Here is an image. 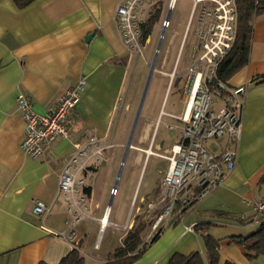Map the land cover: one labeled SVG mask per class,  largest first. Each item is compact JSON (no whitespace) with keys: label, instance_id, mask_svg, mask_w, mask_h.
I'll use <instances>...</instances> for the list:
<instances>
[{"label":"crops","instance_id":"0c3cea01","mask_svg":"<svg viewBox=\"0 0 264 264\" xmlns=\"http://www.w3.org/2000/svg\"><path fill=\"white\" fill-rule=\"evenodd\" d=\"M122 1L35 0L17 9L12 0H0V264H58L71 250L70 243L51 233L63 231L68 221L70 212L58 195V180L74 153V143L83 142L87 136L106 138L118 150L115 156L123 152L122 160L130 133L127 141H123L114 121L117 115L119 120L130 111L132 104L128 97L135 71L134 55L124 45L115 19V9ZM176 1L169 0V7ZM88 35L91 36L86 41ZM175 36L176 31L168 41L166 53L176 42ZM165 56L160 65L165 64ZM170 72L162 74L168 78ZM262 74L264 14L253 22L247 65L227 81L232 87H245L234 169L221 187L193 205L191 214H196L195 219L185 222L188 218L185 212L175 226L163 231L132 264H167L175 253L197 251L203 255L201 236L186 229L199 223L211 224L205 233L218 242L219 264H252L246 258V246L230 239L245 237L258 229L249 221L251 204L264 195V83L251 79ZM81 79L85 82L84 90L73 111L69 137L53 141L39 158L26 156L20 148L24 122L16 105L17 95L28 97L32 110L44 115L60 95ZM163 115L171 120L168 115L178 116L161 111L155 123H142L134 139L136 122L130 138L133 146L130 144L125 157L133 149L141 153L134 154V158L138 160L141 156L145 162L149 157L146 158L144 151L150 142L154 153L169 152L180 135L168 148L163 149L162 143L155 144L154 134ZM173 121L175 125L167 124V129L174 128L180 134L179 123ZM141 144L146 146L143 148ZM34 202L48 207L44 218L32 214ZM139 202H143L142 197ZM103 216V223L111 224L108 205L100 217H92L94 220L90 221L97 222ZM129 224L131 227L133 220ZM108 226L99 227V232ZM78 239L84 259L82 240ZM106 259L96 262L102 264Z\"/></svg>","mask_w":264,"mask_h":264},{"label":"built area","instance_id":"2783aa9c","mask_svg":"<svg viewBox=\"0 0 264 264\" xmlns=\"http://www.w3.org/2000/svg\"><path fill=\"white\" fill-rule=\"evenodd\" d=\"M192 2L191 15L198 12L199 22L195 32L196 43L189 54L191 63L185 70V103L181 115H168L179 123L180 138L165 155L154 153L151 150L152 142L144 151L146 158L155 156L167 161V169L161 179L162 192L152 203L147 204L149 210L158 205H162L163 210L156 216L146 239L165 230L173 217L180 216L193 203L221 187L234 169L237 159L245 87H232L217 77V69L231 50L236 37V0ZM142 9L140 0H123L115 9L117 29L130 51L137 46L140 34L138 22ZM168 26L169 23L165 22L163 29ZM185 41L186 33L180 43L173 69L168 75L170 84L177 77L176 69ZM84 84L81 79L68 88L44 115H38L32 110V102L28 97L17 95L16 105L24 122L20 148L26 156L39 158L53 141L69 137L74 122L73 111L80 100ZM215 100L223 103L217 110L213 107ZM209 142L214 144V149L203 146ZM113 147L106 138L95 139L92 136H87L83 142L74 143V153L59 177L58 195L63 198L68 212L74 218L65 221L63 231L51 234L70 243L72 247L80 242L74 230L76 223L84 218L94 220L85 213L87 207L82 189L89 188L90 185L84 183L83 178L87 181L93 175L105 151ZM114 188L111 189L110 197L116 195V187ZM251 208L252 217L249 222L259 228L264 225V195L253 202ZM48 211V207L42 202H34L31 208L32 214L41 218ZM131 216H127L122 226L104 224V216L97 222L100 228L111 225L129 230ZM186 229L191 231L192 226Z\"/></svg>","mask_w":264,"mask_h":264},{"label":"rangeland","instance_id":"374dc122","mask_svg":"<svg viewBox=\"0 0 264 264\" xmlns=\"http://www.w3.org/2000/svg\"><path fill=\"white\" fill-rule=\"evenodd\" d=\"M140 1H142L143 9L139 16L140 20L138 26L153 13L154 9L159 8L161 10L159 19L153 26L149 39L142 45L141 34H139L137 46L131 50V53L134 55L132 66L135 68V71L132 85L129 90L128 101L132 106L128 115L124 114V117L119 118V120L117 115L114 121V126H116L118 133L125 142L127 141L138 110L140 112L135 128L134 139L142 123H155L161 111L178 116L181 115L185 103V70L191 63L189 54L191 47L196 43L195 32L197 31V24L199 22L198 12L191 15L193 2L190 0H177L175 3L173 2L169 20L166 19L169 9V0ZM165 22H168L169 26L164 29L160 52L157 54V62L155 61L156 63L153 67L154 70H157L152 72L149 77L148 68L154 58L158 39ZM174 31L177 32V36H175V39L177 37L176 42H174L173 46L169 48V51L166 53L169 46L168 41L173 37ZM185 33V48L181 52L177 65V77L169 84V79L162 73H168L172 70L181 40ZM165 54L167 60L164 65H160L159 62ZM127 85L125 86L124 94ZM222 106L223 103L221 101H214L213 107L215 110ZM167 124L172 126L175 125L173 119L171 120L163 115V120L154 134L155 144L160 145L162 143L164 146L163 149L168 148L180 135L174 128L167 129ZM223 140L220 142H223ZM130 144L133 146V142ZM144 146H146V144H141V147L144 148ZM203 146L209 149L215 148L212 142L204 143ZM117 152V149H107L103 159L93 172V175L89 177L87 181L83 178L84 183L90 185L89 190L91 191V194L87 195L85 193V189L87 188L82 189V192L85 194L84 204L87 207L85 213L91 217H100L102 210L110 203L111 224L122 226L121 224L125 223L129 214L132 215L131 220H141L146 223L147 228L142 234V242H144V245H147L154 236L151 235L150 238L146 239L151 231V225L156 216L163 210L162 205L155 206V208L149 210L147 204L152 203L154 198L162 192L161 179L167 169V161L155 156L149 157L145 162H143L141 156L137 160L134 158V154L138 155L141 153L132 149L127 153L123 165L120 166L123 152H121L120 156H115ZM160 152H162V150H160ZM114 185L117 194L110 199V192ZM141 197L143 198V202H139ZM196 203H198V201ZM137 207H140V209L136 210ZM191 208H189V211H186L188 218L184 220L185 222H189L192 218H196L194 217L196 214H191ZM184 215L185 214L181 215V217ZM73 218L72 213H69L68 220L71 221ZM175 218L176 217H173L169 221L164 231L172 228V226L169 225ZM62 228L65 229L64 225ZM74 230L76 238L82 240L85 264H97L96 261L98 259L107 257L108 252L112 253L115 248L120 246V236L125 231L109 225L100 233L99 224L87 218L77 222ZM95 244H97V247H94ZM252 261V264H264V255H259L252 259Z\"/></svg>","mask_w":264,"mask_h":264},{"label":"trees","instance_id":"16d2710c","mask_svg":"<svg viewBox=\"0 0 264 264\" xmlns=\"http://www.w3.org/2000/svg\"><path fill=\"white\" fill-rule=\"evenodd\" d=\"M35 0H12L17 9H23ZM237 9V25L236 37L233 46L225 59L221 62L217 69V77L223 82H227L240 69L247 65L250 52V43L253 32L254 19L264 14V0H236ZM161 9H154L153 13L140 24L141 43L144 44L151 35L153 26L158 21ZM252 82L264 83V74L254 76ZM85 193L90 195L89 188L85 189ZM196 203V202H195ZM193 203L189 208H191ZM188 209H185L183 215ZM180 215V216H181ZM180 216H177L169 226H175L179 222ZM211 226L210 223H199L192 226V231L199 234L203 240L205 252L201 255L194 251L189 254H173L167 264H219L218 242L206 234V230ZM147 225L144 221H133V225L124 234L120 241V246L111 254L102 264H132L137 261L146 249L153 244L160 234L153 236L151 241L144 245L142 242V234L146 230ZM233 243L246 246V258L252 260L259 255H264V225L259 227L255 232L245 237H232ZM81 243L60 259L58 264H84V259L80 253ZM39 264H46L40 262ZM224 264H233L225 262Z\"/></svg>","mask_w":264,"mask_h":264},{"label":"water","instance_id":"95a60500","mask_svg":"<svg viewBox=\"0 0 264 264\" xmlns=\"http://www.w3.org/2000/svg\"><path fill=\"white\" fill-rule=\"evenodd\" d=\"M170 11H171V7H169V9H168V13H169ZM166 19H168V14H167V16H166ZM163 35H164V29L161 31L160 36H159V39H158V43H157V46H156V50H155V54H154V58H153V60H152L151 66H150V68H149V75H148L149 77H150V75L152 74V72H153V70H154L153 67H154V64H155V61H156L157 54H158L159 49H160L161 40L163 39ZM90 36H91V35H88V36L86 37L85 40L88 41V39L90 38ZM138 114H139V110L137 111V113H136V115H135V119H134V121H133V125H132V127H131V131H130L129 139H128L126 145H125V151H124V155H123V157H122V160H121L120 166L123 165V162H124V159H125V153H126V151L128 150V148L130 147V138H131L132 132H133V130H134V128H135V125H136V122H137V118H138ZM109 205H110V203H109ZM109 205H108V208L110 207Z\"/></svg>","mask_w":264,"mask_h":264},{"label":"bare ground","instance_id":"6f19581e","mask_svg":"<svg viewBox=\"0 0 264 264\" xmlns=\"http://www.w3.org/2000/svg\"><path fill=\"white\" fill-rule=\"evenodd\" d=\"M112 189H115V188H112ZM103 222H105L104 219H103Z\"/></svg>","mask_w":264,"mask_h":264},{"label":"flooded vegetation","instance_id":"af4514ba","mask_svg":"<svg viewBox=\"0 0 264 264\" xmlns=\"http://www.w3.org/2000/svg\"><path fill=\"white\" fill-rule=\"evenodd\" d=\"M157 9H159V8H157Z\"/></svg>","mask_w":264,"mask_h":264}]
</instances>
